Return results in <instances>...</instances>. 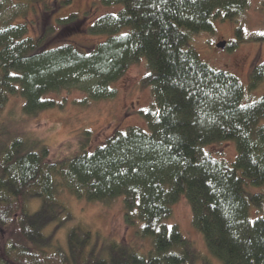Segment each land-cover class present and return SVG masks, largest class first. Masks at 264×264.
Listing matches in <instances>:
<instances>
[{
	"label": "trees",
	"instance_id": "16d2710c",
	"mask_svg": "<svg viewBox=\"0 0 264 264\" xmlns=\"http://www.w3.org/2000/svg\"><path fill=\"white\" fill-rule=\"evenodd\" d=\"M47 1L0 0V116L16 92L27 115L59 106L47 98L53 92L115 97L112 84L142 57L154 105L141 111L148 129L117 131L92 151L86 133L80 152L63 159H51L45 147L35 150L19 137L7 141L0 129V264H192L191 243L165 223L181 197L219 261L264 264V193L246 187L264 186V94L245 102L238 76L210 66L187 46L194 34L213 30V20L237 19L250 0H101L117 10L88 28L108 35L91 47L49 45L45 36L29 33L18 17ZM69 4L55 0L50 11ZM77 21L63 20L57 36L78 30ZM263 80L264 62L256 63L248 88ZM228 141L237 149L232 162L205 149ZM61 189L89 201L122 198L127 222L142 223L139 233L151 239V250L141 254L119 243L97 250L81 223L68 231L67 251L50 250L45 227L63 215L74 218L59 198ZM33 199L40 201L34 212Z\"/></svg>",
	"mask_w": 264,
	"mask_h": 264
},
{
	"label": "rangeland",
	"instance_id": "374dc122",
	"mask_svg": "<svg viewBox=\"0 0 264 264\" xmlns=\"http://www.w3.org/2000/svg\"><path fill=\"white\" fill-rule=\"evenodd\" d=\"M53 6L55 0L31 4L18 20L27 22L32 36H45L49 45L64 41L80 47H91L106 40L108 35L91 34L88 28L101 16L117 10V7L103 5L101 0H71V4L58 6L51 12ZM71 16H76L78 24L75 28L78 30L57 36L64 28L62 21ZM221 41L226 42L225 48L217 46ZM187 46L194 48L210 66L238 76L246 89L245 102L264 94V80L257 88H248L253 66L264 62V0H250L248 8L237 19L213 20V30L194 34ZM149 73L148 63L142 57L112 84L116 89L115 97L86 100L87 95L78 89L53 92L47 98L55 100L59 106L37 115L23 112L24 99L16 92L10 96L0 116L4 139L22 138L35 150L45 147L49 157L55 160L79 153V142L87 140L86 133L90 134L88 150L92 151L117 131H126L130 127L148 129L141 111L154 105L152 86L145 81ZM205 149L226 162H232L237 155L234 141L216 142ZM246 187L248 191L264 193V186L250 184ZM59 198L66 203L74 218L68 221L63 215L59 221L45 227L51 241L50 250L60 248L67 251V233L78 223L91 231L92 246L95 244L97 250L110 243L125 244L141 254L151 250V239L139 233L142 223L138 220L133 224L127 222L122 198L107 203L89 201L78 199L63 189L59 191ZM30 203L33 212L39 209V200L33 199ZM252 214H255L254 209ZM165 223L169 227L177 226L191 243L192 264H223L209 251L203 235L194 226L191 205L185 197L173 205L172 216Z\"/></svg>",
	"mask_w": 264,
	"mask_h": 264
},
{
	"label": "water",
	"instance_id": "95a60500",
	"mask_svg": "<svg viewBox=\"0 0 264 264\" xmlns=\"http://www.w3.org/2000/svg\"><path fill=\"white\" fill-rule=\"evenodd\" d=\"M217 46L221 47V48H225L226 42L225 41H221L220 43L217 44Z\"/></svg>",
	"mask_w": 264,
	"mask_h": 264
}]
</instances>
